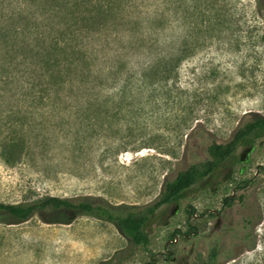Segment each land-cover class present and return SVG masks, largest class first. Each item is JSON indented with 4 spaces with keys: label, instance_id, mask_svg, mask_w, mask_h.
<instances>
[{
    "label": "rangeland",
    "instance_id": "obj_1",
    "mask_svg": "<svg viewBox=\"0 0 264 264\" xmlns=\"http://www.w3.org/2000/svg\"><path fill=\"white\" fill-rule=\"evenodd\" d=\"M134 2L80 38L59 93L45 76L26 90L13 40L0 35L1 204L59 197L141 210L209 159L211 142L264 116V0ZM2 18L0 29L15 22ZM174 56L172 74L156 79L151 66ZM41 89L49 99L33 98ZM1 217L0 264H264V132L158 209L146 247L89 215Z\"/></svg>",
    "mask_w": 264,
    "mask_h": 264
},
{
    "label": "trees",
    "instance_id": "obj_2",
    "mask_svg": "<svg viewBox=\"0 0 264 264\" xmlns=\"http://www.w3.org/2000/svg\"><path fill=\"white\" fill-rule=\"evenodd\" d=\"M134 1L0 0L3 22L8 24L15 21L2 27L0 35L5 44L8 42L7 35L13 40L21 77L27 75L24 79L27 86L24 88L29 92L35 91L36 85H41V82L36 80L45 76L51 79L53 87L59 93L70 80L69 72L75 69L72 67L78 66V62L71 60L70 54L78 51L80 38L98 34L99 25L113 15L114 10L116 14H121L127 6L135 3ZM161 61L151 66V70H154L156 79L165 81L176 68L180 57L174 56L168 61ZM170 63L172 65L168 67L167 64ZM159 64L162 66L158 67ZM157 68L161 69L156 70ZM47 91L38 90L37 93L41 97L34 95L33 98L40 101L49 99L51 95ZM263 132L264 116L239 127L224 143L211 142L206 148L209 159L191 164L187 169L179 171L173 179L165 181L157 200L141 210L116 213L107 206L88 202L73 203L67 199L50 197L27 206L0 203V220L4 215L13 223H23L36 213H45L47 217H52L51 220L47 218L45 223L69 224L68 219L59 218L63 212L84 214L112 223L118 232L128 239L132 248L146 247L150 242L146 224L158 209L178 202L185 191L210 177L220 164L235 155L238 148L252 145ZM232 200L233 198H225V205L229 206ZM214 258L215 253L212 252L210 259Z\"/></svg>",
    "mask_w": 264,
    "mask_h": 264
}]
</instances>
